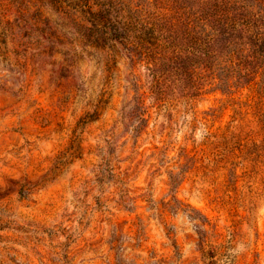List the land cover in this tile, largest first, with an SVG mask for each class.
Wrapping results in <instances>:
<instances>
[{"label":"rangeland","instance_id":"rangeland-1","mask_svg":"<svg viewBox=\"0 0 264 264\" xmlns=\"http://www.w3.org/2000/svg\"><path fill=\"white\" fill-rule=\"evenodd\" d=\"M206 16L0 0V264H264V61L229 86L244 66L223 49L217 67ZM121 19L164 45L156 92L135 45L104 37Z\"/></svg>","mask_w":264,"mask_h":264},{"label":"trees","instance_id":"trees-1","mask_svg":"<svg viewBox=\"0 0 264 264\" xmlns=\"http://www.w3.org/2000/svg\"><path fill=\"white\" fill-rule=\"evenodd\" d=\"M261 0H199L200 6L207 12V23L212 29L211 39L214 41V57L217 59V67L221 66V54L223 49L227 50L226 58H237L240 60V73L238 78L228 80V85L232 86L234 83L241 84L242 82H249L253 78L254 70L260 63L264 61V30L258 24L259 14L263 19V13H258V7L261 5ZM259 3V5H258ZM148 10L147 8H145ZM168 12H161L153 14L154 28L155 19L173 20L168 17ZM152 14L151 12H149ZM144 22V19H142ZM108 22V21H107ZM106 26V22H103ZM99 24H95L98 26ZM110 25V24H109ZM139 23L131 26L125 20H119V25L109 26V32L104 34L105 39L121 43H132L135 45V52L133 55L146 63L147 68L152 75V91L156 92L161 83V68L163 48L160 42L156 41V33L150 31V37L144 38V27L139 28ZM142 25V24H141ZM206 25V24H205ZM205 25L202 24L203 32H206ZM103 25H99V27ZM164 27V24H163ZM166 30V29H165ZM167 31V30H166ZM97 35V34H95ZM158 35V34H157ZM136 43V44H134ZM150 44L151 46H147ZM206 50L200 51L197 55L193 53L195 65H201L205 61ZM226 60V59H225ZM227 61V60H226ZM231 65L237 64L236 60H229ZM250 65V66H249ZM249 66V68L247 67ZM225 68V66H223Z\"/></svg>","mask_w":264,"mask_h":264}]
</instances>
